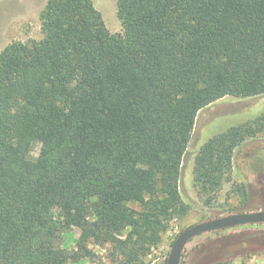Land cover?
<instances>
[{"label": "trees", "instance_id": "1", "mask_svg": "<svg viewBox=\"0 0 264 264\" xmlns=\"http://www.w3.org/2000/svg\"><path fill=\"white\" fill-rule=\"evenodd\" d=\"M116 1L121 34L91 0H47L42 38L0 52V264L93 262L91 246L109 264H143L189 210L178 182L197 113L264 95V0ZM259 138L264 114L201 146L204 205ZM233 189L246 203L247 187Z\"/></svg>", "mask_w": 264, "mask_h": 264}, {"label": "rangeland", "instance_id": "2", "mask_svg": "<svg viewBox=\"0 0 264 264\" xmlns=\"http://www.w3.org/2000/svg\"><path fill=\"white\" fill-rule=\"evenodd\" d=\"M47 0H0V52L14 42L27 43L42 38L39 13ZM111 34L123 31L116 0H91ZM264 114V95L250 98L223 97L201 109L182 157L179 193L189 207L186 214L173 218L166 231L158 233L143 264H166L177 236L189 227L235 213L264 211V139L248 140L233 155L231 182L225 183L210 206L197 196L193 184L194 159L211 137ZM244 184L248 200L235 192V184ZM243 204V205H242ZM235 208V210H230ZM80 234L78 228L62 236V245L71 249ZM92 261L80 264H109L105 250L91 246ZM179 264H264V223L245 224L216 230L192 238L184 247Z\"/></svg>", "mask_w": 264, "mask_h": 264}, {"label": "water", "instance_id": "3", "mask_svg": "<svg viewBox=\"0 0 264 264\" xmlns=\"http://www.w3.org/2000/svg\"><path fill=\"white\" fill-rule=\"evenodd\" d=\"M264 223V211L251 213H235L197 223L181 232L174 240L166 264H179L186 244L194 237L216 230L229 229L245 224Z\"/></svg>", "mask_w": 264, "mask_h": 264}]
</instances>
